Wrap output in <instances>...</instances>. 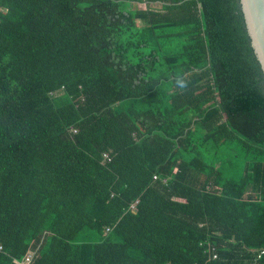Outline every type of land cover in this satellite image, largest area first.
I'll list each match as a JSON object with an SVG mask.
<instances>
[{"label":"trees","instance_id":"trees-1","mask_svg":"<svg viewBox=\"0 0 264 264\" xmlns=\"http://www.w3.org/2000/svg\"><path fill=\"white\" fill-rule=\"evenodd\" d=\"M31 251L264 264V72L240 0H0V264Z\"/></svg>","mask_w":264,"mask_h":264},{"label":"water","instance_id":"water-1","mask_svg":"<svg viewBox=\"0 0 264 264\" xmlns=\"http://www.w3.org/2000/svg\"><path fill=\"white\" fill-rule=\"evenodd\" d=\"M252 46L264 72V0H240Z\"/></svg>","mask_w":264,"mask_h":264},{"label":"built area","instance_id":"built-area-1","mask_svg":"<svg viewBox=\"0 0 264 264\" xmlns=\"http://www.w3.org/2000/svg\"><path fill=\"white\" fill-rule=\"evenodd\" d=\"M104 159L110 161L111 157L108 154H104ZM154 179H157V176H154ZM132 208L134 209V206H132ZM264 253V251H261V254ZM34 252H30L29 255L27 256V258L25 259V261L22 264H29L33 258ZM215 258L217 256H214Z\"/></svg>","mask_w":264,"mask_h":264},{"label":"clouds","instance_id":"clouds-1","mask_svg":"<svg viewBox=\"0 0 264 264\" xmlns=\"http://www.w3.org/2000/svg\"><path fill=\"white\" fill-rule=\"evenodd\" d=\"M32 252V251H31ZM25 261V260H24ZM22 264V263H21Z\"/></svg>","mask_w":264,"mask_h":264}]
</instances>
